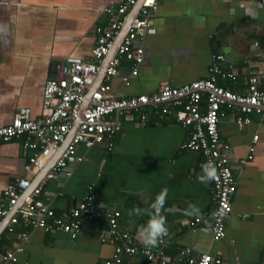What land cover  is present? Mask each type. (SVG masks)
<instances>
[{"label": "crops", "instance_id": "obj_1", "mask_svg": "<svg viewBox=\"0 0 264 264\" xmlns=\"http://www.w3.org/2000/svg\"><path fill=\"white\" fill-rule=\"evenodd\" d=\"M121 1L0 0V127L16 113L35 119L50 111L53 102L44 99L43 88L54 75L53 64L90 60L96 28L108 25L110 12ZM139 1L125 14L122 27L135 5L139 10ZM260 1L160 0L146 31L137 75L123 83L130 62L122 59L109 79V95L124 98L151 94L162 81L181 86L210 76L218 85L245 94L247 79L259 75V87L264 89V2ZM250 4H257L252 15L248 14ZM137 14L135 11L132 19ZM131 21L122 36L120 28L115 44L126 35ZM115 49L103 58L89 91L103 81L104 68ZM215 60L218 73L210 70ZM201 105L204 111V99ZM236 114L234 107L223 105L217 122L236 183L231 194L232 211L225 219L221 239H213L209 223L188 227L185 222L194 217L186 211L189 204H196L209 219L214 207L212 183L202 184L197 179L205 162L203 155L182 147L190 128L172 112L162 114L150 105L107 115V123L119 125V130L91 147L80 143L76 154L82 160L71 158L70 175L44 183L35 209L47 203L60 213L76 206L90 191L92 206L118 210V229L140 241L137 228L148 217L133 213V205L148 209L166 188L162 215L168 228L163 245L169 257L167 264H175L182 248H188L195 258L202 252L219 257L220 264H258L264 261V114H250V122L242 128L235 123ZM78 122L77 118L43 167L55 162ZM24 141V135L0 140V204L7 209L0 217V252L12 251L15 256V261L0 260V264H102L113 251L112 244L99 237L106 226L104 219H83L74 238L62 230L45 231L21 218L8 229L20 201L9 206L3 190L16 178L28 175L25 165L34 150ZM38 172L29 174L26 192L39 181ZM22 233L27 236L22 238ZM117 264H146V258L142 253L123 255Z\"/></svg>", "mask_w": 264, "mask_h": 264}, {"label": "built area", "instance_id": "obj_2", "mask_svg": "<svg viewBox=\"0 0 264 264\" xmlns=\"http://www.w3.org/2000/svg\"><path fill=\"white\" fill-rule=\"evenodd\" d=\"M137 0H122L114 12H110L106 27L96 28V41L90 50V60H66L53 64L54 75L49 77L43 88V97L52 101L50 111L35 119H24L16 113L11 121L0 127V140H9L13 137L25 136L24 144L33 149L25 165L28 175L16 178L6 185L3 198L6 204L14 206L20 201L18 211L10 218L11 224L21 218L27 224L45 231L62 230L74 238L83 219H94L103 216L107 220V227L100 234V240L109 242L113 246L112 254L102 264H117L123 255L142 253L146 264H167L169 257L163 245L165 237L157 247H145L132 234L118 229L120 212L104 207H93V195L86 193L76 206L69 210L56 213L49 204H42L35 209L36 197L41 193L46 181L58 176L71 174V158L80 161L82 157L76 154L77 146L82 143L91 147L111 138L119 130V125L107 123L105 117L115 111L138 110L146 105L155 106L162 113L175 115L176 119L190 128L189 136L182 147L202 153L205 162L213 161L218 173V179L211 181L214 195V207L207 213L186 218L188 227L206 222L210 225L213 239L218 240L225 236V219L231 213V194L235 190V179L232 173L227 145L220 140L217 126L219 111L223 104L234 107L237 111L235 123L238 128L250 122V114H264V89L259 87V75H251L247 79V92L240 94L222 87L216 83L214 76L192 80L181 86H172L167 81L160 82L157 91L151 94H138L130 97L115 98L109 95V79L113 76L122 59L130 62L129 74L123 75L124 84L130 82L132 76L137 75L138 65L144 57L143 42L148 25L153 18L160 0H142L138 14L132 19L130 27L121 42L116 45L114 55L108 60L104 68L103 81L89 91L93 86L98 73L101 71L103 58L114 47V40L123 25L127 11ZM261 0L259 4L263 3ZM255 5L251 6L249 15L254 14ZM256 44V43H255ZM220 59L221 56H216ZM217 60L212 62L211 71L218 73ZM205 100L204 111L201 101ZM85 104V106H83ZM80 117V118H79ZM79 122L66 146L60 151L58 158L51 164L44 176L37 184L26 192L30 185L29 174L38 172L57 152L61 141L66 137L73 122ZM264 119V117H262ZM257 135L253 136L255 142ZM253 147H250V151ZM248 157H251L249 154ZM223 209L224 215L219 211ZM7 212L6 207L0 204V217ZM22 238L27 234L22 233ZM20 250V247H17ZM0 260L15 261L12 251L0 252ZM219 257L202 252L198 257H192L188 248L178 252L175 264H220ZM258 264H264V261Z\"/></svg>", "mask_w": 264, "mask_h": 264}, {"label": "clouds", "instance_id": "obj_3", "mask_svg": "<svg viewBox=\"0 0 264 264\" xmlns=\"http://www.w3.org/2000/svg\"><path fill=\"white\" fill-rule=\"evenodd\" d=\"M197 179L202 184H208L218 179L217 168L213 161L209 160L201 164V174ZM167 198V189H162L150 204L148 209H141L137 205H133L132 212L136 215H147L148 219L145 223L137 228V237L145 247H154L165 236L168 235L166 217L162 215ZM191 215H201V210L196 204H189L187 210ZM219 215L223 216L224 211L221 209Z\"/></svg>", "mask_w": 264, "mask_h": 264}, {"label": "water", "instance_id": "obj_4", "mask_svg": "<svg viewBox=\"0 0 264 264\" xmlns=\"http://www.w3.org/2000/svg\"><path fill=\"white\" fill-rule=\"evenodd\" d=\"M141 1H142V0L139 1V4H140ZM137 9H138V4L135 5V8L133 9V11L128 15V18L126 19V22H125L124 26L122 27V30H121V36L124 35V33H125V31H126L125 29L128 28L129 22L131 21V19H132V17H133V14L135 13V11H138ZM114 44H115V43H114ZM116 45H117V44L114 45V49H115ZM79 118H80V117H79ZM48 169H49L48 167H42V168L40 169V171H39L38 174H37L39 180H40V177H41V176H42V177L44 176V174L47 172ZM42 177H41V178H42Z\"/></svg>", "mask_w": 264, "mask_h": 264}, {"label": "trees", "instance_id": "obj_5", "mask_svg": "<svg viewBox=\"0 0 264 264\" xmlns=\"http://www.w3.org/2000/svg\"><path fill=\"white\" fill-rule=\"evenodd\" d=\"M223 105H227V104H223ZM222 105V106H223ZM228 106V105H227ZM199 152V151H198ZM201 153V152H200ZM202 154V153H201ZM104 219L105 221H106V226H105V228L107 227V220H106V218L105 217H103V216H100V217H97V218H94V219Z\"/></svg>", "mask_w": 264, "mask_h": 264}, {"label": "snow or ice", "instance_id": "obj_6", "mask_svg": "<svg viewBox=\"0 0 264 264\" xmlns=\"http://www.w3.org/2000/svg\"><path fill=\"white\" fill-rule=\"evenodd\" d=\"M149 2H151V0H149Z\"/></svg>", "mask_w": 264, "mask_h": 264}]
</instances>
